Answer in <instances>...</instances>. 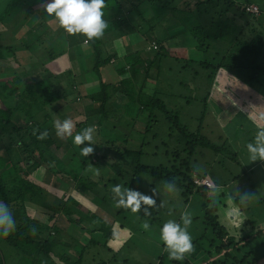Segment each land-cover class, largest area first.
<instances>
[{
	"label": "trees",
	"instance_id": "obj_1",
	"mask_svg": "<svg viewBox=\"0 0 264 264\" xmlns=\"http://www.w3.org/2000/svg\"><path fill=\"white\" fill-rule=\"evenodd\" d=\"M255 1L105 0L107 27L85 47L84 36L67 34L43 12L44 0H0V59L9 63L26 54L30 76L42 70L29 78L24 68L14 71L7 64L10 78L0 80V201L16 225L7 237H0V264H103L98 255L112 253L121 238L105 217L132 213L116 205L111 189L119 181L122 188L145 195L155 194V182L171 183L188 207L191 198L198 197L197 209L188 211L193 251L181 261L170 260L164 252L158 264H262L256 248H264V227L244 213L239 225L227 227L221 211L227 207L222 204L226 195L215 194L217 184L193 168L198 148L221 151L203 130L214 135V125L223 131L235 116L243 122H236L228 137L218 134V141L249 138V143L264 128V96L252 89L255 83L264 85V3ZM250 6L258 8L257 14ZM52 20L56 30L49 24ZM2 30L15 40L3 43ZM74 58L79 65L86 59L92 62L93 92L76 85L69 66ZM147 76L156 77L158 84L148 94L140 90ZM42 88L45 92L39 95ZM59 100L70 108L59 120L73 121V135L94 125L102 153L97 157L95 147L84 157L77 148L67 158L73 165L57 162V169L76 182L68 197H56L43 183L46 174L57 175L49 161L54 160L50 150L56 140L51 133L54 114L62 108ZM77 102L87 109L72 107ZM238 102L240 109H233ZM111 115L117 122L109 121ZM44 131L47 137L38 139ZM133 134L138 137L131 139ZM63 139L72 142L71 137ZM155 150L166 158L164 165L152 163ZM241 158L242 153L236 156L237 165ZM103 166L113 169L108 174ZM84 170L100 175L97 180L74 179ZM104 174L110 177L103 179ZM201 180L211 186L196 183ZM100 183L101 195L96 191ZM67 198L87 208L88 218L65 206ZM105 205L110 215L99 210ZM135 214L141 217L144 212ZM67 229L76 231L82 242L74 237L67 241L59 233ZM60 244L68 249H59Z\"/></svg>",
	"mask_w": 264,
	"mask_h": 264
},
{
	"label": "rangeland",
	"instance_id": "obj_2",
	"mask_svg": "<svg viewBox=\"0 0 264 264\" xmlns=\"http://www.w3.org/2000/svg\"><path fill=\"white\" fill-rule=\"evenodd\" d=\"M240 3H247L252 2L253 0H238ZM258 2L255 1L254 3ZM264 3V0H263ZM253 7V6H252ZM250 12L256 13L258 12V8L252 9L251 6L248 9ZM2 11V10H1ZM0 11V12H1ZM248 12V11H247ZM49 24L53 26V30L57 29V25H55V22L49 21ZM8 30H2V38L3 43L8 42L9 38H13L15 40V37H11L10 33H8ZM21 34V33H20ZM18 34V36L20 35ZM82 44L86 47L87 44L82 41ZM27 55L25 54L24 57L17 61H14L13 59H10L6 63L4 60L0 59V80H7L10 78V75H8L6 71V66L9 64V66L13 65V70L18 71L19 69H25L27 72V76H30V72L28 69H26L29 62L27 61ZM69 66L71 67V73L74 76V80L76 85H83L85 89L87 88L90 92H93V87L89 83L93 80V75L91 73L92 68V62L88 59L85 60L84 65L77 64L76 59L74 58L70 63ZM85 66L86 71L83 70V67ZM19 67V68H17ZM29 67V65H28ZM36 73H40V69H35ZM111 71L110 67H107L105 69ZM33 73L29 78H34L35 74ZM262 75V80L264 79V74ZM26 80V79H25ZM159 80V79H158ZM27 81V80H26ZM142 82V81H141ZM52 86L54 85V80H51L50 82ZM47 86L49 84L47 83ZM158 86L156 77L147 76L143 83L140 85V90L144 93H152L151 90H154ZM253 90H255L258 93H262V90H260L258 85H252ZM42 92V93H41ZM41 92H39V95L44 94L45 88H42ZM184 93V91H183ZM51 98H55L54 94L51 96ZM70 104L73 103V99L68 97ZM58 106H61L62 108L55 112L54 119L59 120L60 117H63L65 115L70 114V108L68 106L61 105L63 103L62 100L56 101ZM66 102V103H67ZM56 104V103H54ZM76 108L78 111H85L87 109L86 104L84 105L82 102H77L76 104H73L72 107ZM85 109V110H84ZM218 111V110H216ZM115 115V114H113ZM109 117V121L111 123L117 122V118ZM116 118V119H115ZM208 118V117H207ZM206 118V119H207ZM238 120V119H237ZM237 121H232V124L225 130L218 132V126L214 125L212 128V131L214 132V135H211L210 130L204 131L206 134L209 135L212 144L216 145V149H221V151L217 153L211 152V149L208 147L205 148H198L197 152L199 155H196V163L194 164L193 168H196V173H203L206 178H208L210 181H213V183L217 184V191L215 194L223 192L226 195L225 199H228L227 201L223 199L222 204H227V207L225 209H221L222 213L224 212L225 219H226V226L230 228H235V226L239 225L241 223V220L244 218L240 215V213H244L246 218H252L254 220H257L260 226L264 227V168H258V167H252L253 162L250 161L247 156V151L245 149V144L247 143L246 139H243L241 141L237 142H231L230 138L229 140L225 141L226 139L222 141H218L217 139L218 134L224 135L225 137H228V135H231V130L233 126L235 125ZM238 123V122H237ZM86 127V126H85ZM84 126L80 128L77 132L81 131ZM110 128V127H108ZM97 128H95V131ZM76 132V133H77ZM217 132V133H216ZM216 133V134H215ZM51 135L54 137V140H56V144L60 143V147L57 148L56 144L51 147V152L53 153L54 160H50V166L54 169V172H57L56 176H53L52 174H46L44 177V185L45 188H47L49 191H51L56 197H68L71 195L70 190H74L76 182L73 181V179H70L69 175L65 174L64 172H60L59 169H57V162L62 161L65 164H70L68 161V157L71 154V151H75L77 148L80 149L82 146H76L72 142H67V140H64L61 137H57L55 134V129L52 131ZM103 136V135H102ZM214 136V137H213ZM138 137V134H133L132 138ZM216 137V139H214ZM99 140L100 136L97 133H94V149L96 156L100 157L102 155L101 151L98 148L99 146ZM249 140V138H248ZM247 140V141H248ZM133 147V142L130 141ZM161 147V146H160ZM211 147V146H210ZM72 149V150H71ZM108 149V148H106ZM105 148L103 150H106ZM204 149L206 151L204 152ZM160 150V149H159ZM218 151V150H217ZM239 151V155L241 156V153L243 157L240 161L241 163L237 165L236 162V156L238 155L237 152ZM156 156L155 159L153 158L151 161L154 164H162L164 165L166 163V158L163 157L158 150H155ZM236 153V154H235ZM245 153V154H243ZM107 163L110 165L113 164L111 156L108 154L106 155ZM195 160V159H194ZM102 162V161H101ZM104 163V162H103ZM101 163V164H103ZM260 164L264 167V161H261ZM67 166V168H69ZM95 168V167H91ZM113 168H106V166H103L102 170L107 171L109 174L112 171ZM89 170V168H88ZM88 170H84L79 176L74 179L78 178H92L93 180H97L96 176L100 175L97 172V175L93 173L91 170L90 173H88ZM100 170V172L102 171ZM116 171V169H114ZM244 173H248L247 175H243ZM94 175V177H93ZM103 179H106L110 177V175H102ZM63 177L65 181L68 180L66 183L62 179ZM65 177V178H64ZM238 177L237 180L234 178ZM126 178H128L126 176ZM104 182V181H103ZM120 185L123 186V182L119 181ZM101 183L96 188V191L99 195L102 194L101 190ZM148 190V189H147ZM154 193L150 194V196L153 197L156 203V207H151V211L148 210L151 215L149 216H139L135 213H126L125 216H119L116 219L113 218V216H104L106 222L111 221L114 223L115 228L117 227L118 230H120V233L117 235L121 236L119 239L120 241L117 242L118 247L112 251V253H107L106 251H103L102 254L98 255V259L103 262V264H158V259L160 256L165 252L163 250L162 243L158 240V225H162L163 222L167 221L168 219H175L179 222L180 215L186 210L189 211L192 210L195 211L198 207V197L193 196L191 201L189 202V207L184 204L182 199L179 197V190L175 187H172L171 190L168 189L167 184H162L159 181L155 182L154 186ZM73 197L74 194H72ZM149 195V194H148ZM76 198V197H75ZM79 198V197H78ZM76 198V200H78ZM243 198V199H242ZM236 199L235 201H233ZM259 199H262V203L258 201ZM230 200L232 202H230ZM79 201V200H78ZM218 201V199L214 200ZM76 201H72L69 198L66 199L65 206L72 207L75 211V214L80 212L83 214L85 218H88L87 212H90L87 208L84 206H81L79 204L75 203ZM223 206V205H222ZM240 207H243V212L240 211ZM102 208V207H101ZM101 212L106 213L107 209H109L106 205L102 208ZM107 208V209H106ZM159 208V209H158ZM158 209L157 211H154ZM88 210V211H86ZM154 211V212H153ZM92 212V211H91ZM113 213V211H111ZM108 215H110L107 211ZM154 219H158L154 220ZM114 221V222H113ZM147 221L149 225H151L152 222H156L153 226H150L149 231L143 230L140 225ZM65 226V225H64ZM189 233L190 230L188 229ZM62 236L66 238L67 241H71V237L77 238L80 242H82L80 235L73 231V229H67L66 232H59ZM61 250L68 249L65 245L60 244L58 246ZM256 251H258V255L261 257V262L264 264V248H256ZM97 260L98 262H100ZM166 264V263H165Z\"/></svg>",
	"mask_w": 264,
	"mask_h": 264
},
{
	"label": "clouds",
	"instance_id": "obj_3",
	"mask_svg": "<svg viewBox=\"0 0 264 264\" xmlns=\"http://www.w3.org/2000/svg\"><path fill=\"white\" fill-rule=\"evenodd\" d=\"M105 0H44L43 12L53 17L58 26L69 35L80 34L85 37L84 43L103 36L107 27L103 19ZM74 123L71 119L53 121V128L57 137H71L72 143L80 147V155L87 157L93 152L95 126L83 128L73 135ZM47 131L40 132L38 139H44ZM250 161H264V128L259 129L252 142L245 144ZM174 185L169 183L168 189ZM118 207L137 213L143 210L145 216L151 215L148 207H156L155 200L150 195H145L138 190L122 188L121 185H114L111 189ZM243 199V198H242ZM142 206H147L142 209ZM192 222V214L184 211L179 222L175 219H168L163 222L158 230V240L163 245L170 260L181 261L186 254L193 251L192 236L188 231ZM15 221L10 218V213L3 201H0V237H7L15 230ZM140 227L150 230V225L144 221Z\"/></svg>",
	"mask_w": 264,
	"mask_h": 264
},
{
	"label": "crops",
	"instance_id": "obj_4",
	"mask_svg": "<svg viewBox=\"0 0 264 264\" xmlns=\"http://www.w3.org/2000/svg\"><path fill=\"white\" fill-rule=\"evenodd\" d=\"M253 85H258L257 83H255V84H253ZM245 87V86H244ZM259 88H260V90H262V95L264 96V85H262V87H261V85H259ZM242 89V88H241ZM253 89V88H252ZM252 89H249V90H252ZM242 90H246V89H242ZM234 104V103H233ZM232 104V105H233ZM242 104V102H238L237 104H235V106H232L233 107V109L235 108H239L240 109V105ZM232 109V108H231ZM233 119H234V121H239L238 122V124H240L241 122H243L240 118H237V117H233ZM238 119V120H237ZM261 162V161H260ZM260 162L259 161H255V162H253L252 163V166L250 167V168H252V167H257V166H259L260 165Z\"/></svg>",
	"mask_w": 264,
	"mask_h": 264
},
{
	"label": "built area",
	"instance_id": "obj_5",
	"mask_svg": "<svg viewBox=\"0 0 264 264\" xmlns=\"http://www.w3.org/2000/svg\"><path fill=\"white\" fill-rule=\"evenodd\" d=\"M252 9H256V8L255 7H252ZM196 183H200V184L205 185L207 187H210L211 186V184L207 180H201L200 182H197L196 181Z\"/></svg>",
	"mask_w": 264,
	"mask_h": 264
}]
</instances>
